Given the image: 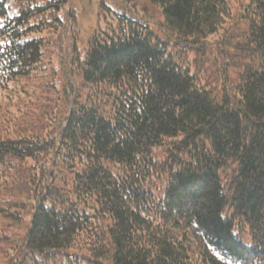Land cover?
Listing matches in <instances>:
<instances>
[{"label":"trees","instance_id":"1","mask_svg":"<svg viewBox=\"0 0 264 264\" xmlns=\"http://www.w3.org/2000/svg\"><path fill=\"white\" fill-rule=\"evenodd\" d=\"M94 3L0 0V264H264V0Z\"/></svg>","mask_w":264,"mask_h":264},{"label":"rangeland","instance_id":"2","mask_svg":"<svg viewBox=\"0 0 264 264\" xmlns=\"http://www.w3.org/2000/svg\"><path fill=\"white\" fill-rule=\"evenodd\" d=\"M72 7H68L71 19L75 21L80 37L87 35L95 21L96 6L94 0H71ZM55 62L57 56L51 55Z\"/></svg>","mask_w":264,"mask_h":264}]
</instances>
